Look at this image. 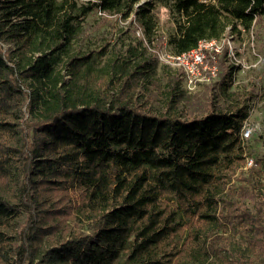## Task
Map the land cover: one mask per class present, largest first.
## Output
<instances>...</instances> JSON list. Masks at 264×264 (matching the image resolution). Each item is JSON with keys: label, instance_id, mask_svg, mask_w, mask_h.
Instances as JSON below:
<instances>
[{"label": "trees", "instance_id": "1", "mask_svg": "<svg viewBox=\"0 0 264 264\" xmlns=\"http://www.w3.org/2000/svg\"><path fill=\"white\" fill-rule=\"evenodd\" d=\"M153 3L0 0V264H264L256 83L225 49L188 89L149 49ZM166 4L173 54L264 26V0Z\"/></svg>", "mask_w": 264, "mask_h": 264}, {"label": "rangeland", "instance_id": "2", "mask_svg": "<svg viewBox=\"0 0 264 264\" xmlns=\"http://www.w3.org/2000/svg\"><path fill=\"white\" fill-rule=\"evenodd\" d=\"M153 2L151 13L154 15L157 25L154 41L149 45V49L157 54L160 61L176 67L177 65L168 62L165 55L171 53L168 36L177 30V16L168 8L166 4L167 0H153ZM118 19L124 25L130 22V18L126 20L119 17ZM140 29L143 32V28L140 27ZM136 35L140 36L138 32H136ZM141 37H145L144 32ZM224 40L221 53L227 49L229 62L240 65L235 73L236 88L244 90L248 89L251 84L256 83L255 94L251 97L249 123L254 124L255 129L253 132H264V61L260 59V56H264V26L260 29L254 27L251 33L246 32L243 35L227 33ZM230 49L234 51V57L229 55ZM212 67L214 71L216 70L215 73L212 72ZM181 68L183 69V67ZM219 74V63L217 59L212 57V53L208 52L201 71L194 76L196 85L189 87L187 82L185 84L193 92L202 91L208 83L216 80ZM250 143L251 141L246 144V154L248 157H252ZM256 146L259 147L258 150L264 155V141L261 140ZM246 165L247 162L245 163V167H247Z\"/></svg>", "mask_w": 264, "mask_h": 264}, {"label": "built area", "instance_id": "3", "mask_svg": "<svg viewBox=\"0 0 264 264\" xmlns=\"http://www.w3.org/2000/svg\"><path fill=\"white\" fill-rule=\"evenodd\" d=\"M252 30L253 29H251L249 32L251 33ZM137 32L140 36L143 35V32L140 28L137 30ZM224 38L225 37H223L222 39L202 40L196 48H193L187 52L181 54H173L171 52L165 56H167L166 59H168L169 63L183 67L186 72V82L188 83L189 87H193L196 85L194 76L201 71V67L205 63L207 53L211 52L212 57L214 58V53H221L225 41ZM229 55L231 57H234V51L230 49ZM260 59L264 61V56H260ZM213 67L211 68V70L213 73H215L216 70L214 71ZM249 122L250 121L248 117L242 130V138L244 141H248L250 139L253 130L255 129L254 124ZM246 160L247 166L255 164V159L253 157H247Z\"/></svg>", "mask_w": 264, "mask_h": 264}]
</instances>
